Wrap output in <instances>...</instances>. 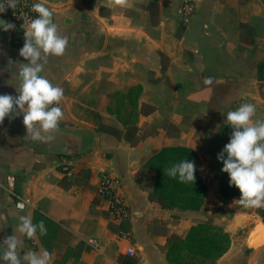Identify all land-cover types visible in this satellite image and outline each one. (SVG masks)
Returning <instances> with one entry per match:
<instances>
[{"label": "crops", "instance_id": "0c3cea01", "mask_svg": "<svg viewBox=\"0 0 264 264\" xmlns=\"http://www.w3.org/2000/svg\"><path fill=\"white\" fill-rule=\"evenodd\" d=\"M185 1L194 5L188 17L181 14ZM45 3L68 39L64 55L49 57L41 73L63 89L59 106L64 117L50 142L28 138L22 115L6 117L0 124V243L15 233L23 241L21 256L30 249H46L50 264H168V238H184L221 201L219 181L209 168L208 140L197 136L206 126L203 122H212V137L219 125L203 103L192 99L193 92L211 76L216 84L232 83L234 94L243 98L240 104L256 105L246 96L257 88L254 119H264V82L257 80L256 71L263 59L246 55L257 44L264 0ZM151 3L156 5L152 10ZM0 20L6 21L3 13ZM9 36L0 28V95L17 96L18 63L27 61L19 55L21 48L10 45ZM248 58L254 72H246ZM143 104L153 111L146 106V113H140ZM199 106L204 108L201 118ZM169 146L191 148L201 158L199 175L208 190L199 211L164 209L149 200L154 172L144 170L142 176L143 160ZM103 174L119 181L129 208V219L120 225L110 220L106 203L96 195ZM17 197L23 210L15 207ZM239 199L227 200L233 212L218 219L230 245L215 264H264V243H247L256 224L264 226V217L235 203ZM35 211L56 227L28 239L17 231L19 217L33 218ZM120 229L128 231V239L117 237ZM91 240L98 241V248L88 244ZM128 248L132 257L125 254Z\"/></svg>", "mask_w": 264, "mask_h": 264}, {"label": "clouds", "instance_id": "9594fccd", "mask_svg": "<svg viewBox=\"0 0 264 264\" xmlns=\"http://www.w3.org/2000/svg\"><path fill=\"white\" fill-rule=\"evenodd\" d=\"M19 0H5L0 3V13L8 8H15ZM118 5H126L127 0H114ZM35 19L25 18L27 29L24 31L25 43L19 51L27 63H18L17 78L20 83L16 88L18 95H0V124L6 117L23 116L27 137L32 141L50 142L52 133L58 130L64 112L59 106L64 98L61 87L54 85L42 76L44 65L49 57L63 56L68 39L58 29L53 20L52 10L45 0L33 4ZM0 28L5 32L14 30L15 24L0 20ZM11 63V62H10ZM210 84V80L205 81ZM256 106L251 103L241 104L236 110L229 111L226 120L233 129L230 141L219 154L223 162L222 171L229 175L230 186H235L241 197L235 203L245 208H264V119H254ZM224 153L227 159H224ZM167 175L177 178L181 183H194L196 165L187 159L170 166ZM23 208V204L18 205ZM17 231L21 236L34 239L47 235L43 221L33 223L30 215L19 217ZM22 239L13 233L0 243V261L4 264H50L51 253L46 249L28 250L21 256Z\"/></svg>", "mask_w": 264, "mask_h": 264}, {"label": "trees", "instance_id": "16d2710c", "mask_svg": "<svg viewBox=\"0 0 264 264\" xmlns=\"http://www.w3.org/2000/svg\"><path fill=\"white\" fill-rule=\"evenodd\" d=\"M156 5L151 3L149 9ZM22 48V47H15ZM162 72L166 69V63L162 59ZM257 80L264 82V60L256 65ZM210 80V84L205 81ZM139 91V88L136 89ZM134 91V89H133ZM235 90L232 83L216 84L214 78L207 76L203 79L202 88L196 93L201 100L206 102V112L215 118L219 125L217 133L208 141V153L211 156L210 172L219 181L221 195L225 199H237L241 197L240 191L228 189L230 186L229 175L222 171L223 162L218 159L219 154L224 150L225 145L230 141L233 129L226 120L224 112L230 111L229 97ZM194 95V94H193ZM192 95V96H193ZM197 100H199L197 98ZM143 104L140 113H146ZM148 112L153 107L147 106ZM147 112V114H149ZM194 161L196 165L195 182L181 183L177 178L167 175V169L183 160ZM224 159L227 154L224 153ZM200 156L191 148L183 146L163 147L153 151L143 160L141 170L154 172L152 176L153 188L149 194V200L157 202L164 209H176L179 211H199L205 203V194L208 190L207 183L199 175L201 167ZM63 185V184H62ZM261 217H264L263 208ZM43 221L49 230L56 226L52 221L45 218L38 211L34 212L33 223ZM230 237L224 231L222 223L215 221L212 216L207 217L202 223L192 226L184 238L171 236L166 243L165 258L168 264H215L229 249ZM132 260L123 264H134Z\"/></svg>", "mask_w": 264, "mask_h": 264}, {"label": "built area", "instance_id": "2783aa9c", "mask_svg": "<svg viewBox=\"0 0 264 264\" xmlns=\"http://www.w3.org/2000/svg\"><path fill=\"white\" fill-rule=\"evenodd\" d=\"M40 0H19L15 8H8L3 12L7 22L15 24V29L10 30L9 41L13 47H23L25 43L24 31L27 29V24L24 23L25 18L35 19L37 14L32 10V6ZM0 3H5V0H0ZM47 6V5H46ZM48 7V6H47ZM194 12V5L190 1H185L181 7V14L183 17H188ZM12 186V183H9ZM120 183L117 179L108 174H103L99 178V182L96 188V195L107 205L110 220L120 225L127 221L130 217V211L126 205L124 198L119 193ZM23 204V201L17 197L15 207L18 210V205ZM264 210V208H263ZM117 237L121 240H126L129 237V233L126 230L120 229L117 232ZM94 248H98L99 243L97 240H91L88 243ZM125 254L129 257L134 255L131 248H128Z\"/></svg>", "mask_w": 264, "mask_h": 264}, {"label": "rangeland", "instance_id": "374dc122", "mask_svg": "<svg viewBox=\"0 0 264 264\" xmlns=\"http://www.w3.org/2000/svg\"><path fill=\"white\" fill-rule=\"evenodd\" d=\"M255 34L257 36V44L255 46L249 48V50L251 52L247 51L246 55L250 59H263L264 60V18L257 19V32ZM250 59L248 60V63L246 62L245 68H246V72L248 71L247 73L255 71V69L253 68L254 63L252 61L250 62ZM244 82L249 83V81H247V80ZM237 83L238 82H236V84ZM238 85H239V83H238ZM236 87H237V85H236ZM256 89L257 88L250 90L249 93L251 94V96L250 97L246 96V97L251 99L253 101V103H256L255 106L257 107V90ZM197 92L198 91L193 92L194 95L192 96V99H194L196 103H201V104L203 103L202 105H204L206 107V102L201 100L199 96L197 97L199 100H197V98H196ZM236 92H237V89H236ZM242 100H243V98L239 95H236V94H233L231 97H229V105L232 103L235 104V105L233 104L231 106L233 108L232 111L236 110L241 105L240 102ZM231 101H232V103H231ZM237 103H239V104H237ZM229 105L227 107H229ZM203 110H204L203 106H199L197 108V114L199 115L198 118H201V116H202L201 113ZM228 112L229 111L224 112V114H226L225 116H227ZM205 123L206 122H203V125H206V126H201V128H199V130L197 132V136L203 142L205 141L207 143V140L209 141L212 137L211 135L213 134V130L211 128H209V126H208L210 123L212 124V122H209V124H205ZM144 172H145L144 170L141 172L143 177L145 176ZM231 190L239 191L235 186L230 188V190L228 189V193ZM220 191H221V189L219 186L218 195H219L221 201H220V203L213 206L212 213L210 215L214 218L215 221H217L219 219V217H221V216L230 217L232 212H233L229 206L225 205V204H228L227 203L228 199L223 198ZM255 212H256V214H259L261 216L262 210L256 209Z\"/></svg>", "mask_w": 264, "mask_h": 264}, {"label": "water", "instance_id": "95a60500", "mask_svg": "<svg viewBox=\"0 0 264 264\" xmlns=\"http://www.w3.org/2000/svg\"><path fill=\"white\" fill-rule=\"evenodd\" d=\"M247 243L250 247H256L264 243V226L261 223L256 224L248 236Z\"/></svg>", "mask_w": 264, "mask_h": 264}]
</instances>
